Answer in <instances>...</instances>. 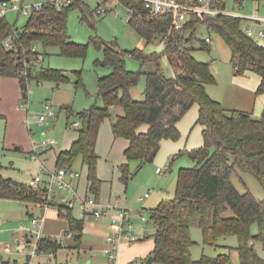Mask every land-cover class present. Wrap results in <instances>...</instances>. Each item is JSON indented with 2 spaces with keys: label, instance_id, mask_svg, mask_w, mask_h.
Returning a JSON list of instances; mask_svg holds the SVG:
<instances>
[{
  "label": "trees",
  "instance_id": "obj_1",
  "mask_svg": "<svg viewBox=\"0 0 264 264\" xmlns=\"http://www.w3.org/2000/svg\"><path fill=\"white\" fill-rule=\"evenodd\" d=\"M117 1L127 8L128 23L147 43L156 38L164 43L163 53L173 75L163 74L159 63L161 55H148L136 48L125 52L104 44L101 63L109 67L110 72L98 78L96 97L102 105L94 104L75 113L79 123L77 137L68 149L57 153L55 169H70L80 158L87 170V191L97 199L102 181L97 176L99 156L95 147L99 127L110 116V107L121 108L111 121L113 135L128 140L123 151L126 161L120 167V179L126 183L144 163L154 160L162 140L179 138L177 123L196 104V124L202 126L203 142L186 152L194 165L179 168L174 196L149 210L153 228L150 237L154 241L150 253L152 264H233L229 253L192 258L190 228L194 221L201 230L204 245L216 246L219 239L235 236L237 264H264V256H260L255 247L258 243L264 251V202L249 190L239 192L230 178L237 168L253 174L264 188V110L260 116H255L252 111L225 108L213 99L206 88L216 83L210 63L194 57L193 51L197 48L192 42L197 39V28L201 24L209 33L220 35L230 50L233 75L250 71L260 77L255 95L264 94V47L246 35L243 17L226 13L190 15L182 27L174 29L170 13L152 18L141 0ZM76 6H80L78 0L59 7L46 1L39 10H33L14 40L15 50L4 46L11 24L3 21L0 25V76L18 80L22 105L28 98L31 80L39 83L47 79L59 84L69 79L66 71L39 67L36 53L31 51L32 45L56 46L59 54L84 57L86 46L73 43L66 30L68 12ZM218 6L225 10L226 0H219ZM199 44V49H209L208 39L199 40ZM127 56L141 63L154 62L155 68L148 72L129 70L125 66ZM16 60L19 63H15ZM76 73L78 87L82 82L79 72ZM142 74L145 75L143 98L137 100L131 90L138 85ZM64 108L69 119L73 112L69 106ZM143 125L145 129H141ZM131 160L138 161L134 172L128 169ZM0 198L56 206L59 215L65 208L48 200L43 186L32 187L2 176ZM66 211L75 242L81 244L83 219L74 218L71 209ZM253 224L257 227L255 234L251 232ZM58 248L56 240L49 236L41 237L37 244V251L42 253L56 252ZM1 264L11 262L1 261Z\"/></svg>",
  "mask_w": 264,
  "mask_h": 264
},
{
  "label": "rangeland",
  "instance_id": "obj_2",
  "mask_svg": "<svg viewBox=\"0 0 264 264\" xmlns=\"http://www.w3.org/2000/svg\"><path fill=\"white\" fill-rule=\"evenodd\" d=\"M46 1L26 0L25 3L28 5L43 4ZM78 1L80 6H76L68 12L66 30L73 43L86 46L85 55L84 57L63 55L59 54V48L56 46L43 48L41 44L37 43V50L43 52L44 56L43 60L39 62V67L66 71L69 79L59 84L47 79L39 83L34 80L30 81L26 103L17 108L21 113L18 123L24 127L23 129H16L15 123L12 121H9V129H6L8 126L7 121L0 118V176L3 178L26 184L39 171L41 163H43L45 170L55 168L57 153L67 146L69 140L77 136L74 123L78 122V119L75 113L86 110L94 104L102 105L101 100L96 97L98 78L110 72V68L101 63L104 44L114 46L125 52H130L136 48L143 50L148 55H161L159 63L163 74L167 77L173 75L168 59L163 53L164 43L159 38L147 43L135 28L128 23V10L124 5L117 0ZM257 1L264 2V0H226L225 11L234 16L248 18L255 14ZM102 8H104L103 12L97 13V9ZM262 12L261 7L258 15L260 16ZM6 15L10 24L19 30L30 16V14L19 15L15 11H8ZM245 22L244 19L243 26ZM250 26V28L256 30L254 25L251 24ZM209 36L212 37V42L208 46L209 49H199V40L207 39ZM258 40L255 41L259 42ZM192 46L197 48L193 51L194 57L198 61L209 62L215 77L216 84L207 86L209 95L213 99H220L225 108L247 107L252 109L255 116H260L263 108L258 111V104L255 103L257 97L255 93L247 98L245 90L232 81L230 50L222 37L218 34L209 33L205 26L201 24L197 28V39L192 42ZM125 66L129 70L142 72L152 71L155 68L154 62L141 63L130 56L125 58ZM76 72H79L82 82V85L78 87L75 85L78 74ZM144 87L145 75L142 74L138 85L131 90L132 97L137 100L142 99ZM21 98L20 95L19 103H22ZM46 101L51 104L55 116L49 117L45 124H40L38 117L43 112L42 103ZM66 106H69L73 112L69 119L64 108ZM120 112L121 108L119 106L110 107V116L104 119L99 128L97 141L99 150L96 152L100 157L97 163V174L104 181L101 182V188L102 185L105 187V197L107 199H100V193L97 199L103 205L115 204L126 208L129 213L133 235L139 238L142 229L147 228V233L151 232L150 227L152 225L149 221V210L174 196L179 168L194 165L186 152L191 147L202 144L201 129L195 123L197 106L194 104L178 121L179 138L176 140L164 139L165 142L161 144L154 160L144 163L124 183L120 179V167L126 159L123 156V149L119 146L121 140L120 138L114 140L110 127L111 121ZM142 128L145 129L146 125H143ZM48 139L55 141L50 148L43 145ZM166 141L181 143V146L174 153L166 155ZM110 150H112V153L109 157ZM180 152L182 154H178ZM137 166L138 161L131 160L128 169L130 172H134ZM157 167L162 169V173H156L155 169ZM70 170L80 174V179H75L72 184L75 186L78 183L80 196L85 194L84 186L87 172L85 166L81 164L80 158L74 161ZM230 178L239 192L243 193L249 190L256 199L264 202V188L253 174L236 168ZM149 191L150 196L141 202L139 198ZM86 193L88 196L95 198V195L89 191ZM54 195L59 200L60 195L68 197L69 193L55 189ZM141 211L144 213L146 222H141ZM61 213H63V208ZM58 214L59 211L55 206H49L44 216H42L39 208L29 203L0 199V264L1 261H10L11 264L14 262L23 264L26 261L29 264H87L88 260L90 264H106L107 256L104 254V249L107 247L106 237L111 229L109 217L103 215L95 217L92 221L93 227L89 226L91 220H86L84 222L85 231H82L80 244L75 242V233L69 228L68 219ZM228 214H231V212L228 211ZM31 215L39 219L42 217V220H39V227H32L29 218ZM72 216L78 218L77 205L72 211ZM38 231L40 237L51 236L56 240L59 247L56 252L42 253L35 250ZM69 232H72L73 235L68 236ZM251 232L253 234L257 232L255 224L251 226ZM190 236L193 241L190 247L192 258L197 259L201 255L215 256L219 253H229L233 264L238 263L237 239L235 236L219 239L216 246L204 245L201 230L195 221L191 223ZM20 245L22 248L17 249ZM5 246L9 247L8 252L3 250ZM255 247L257 253L264 256L260 244L256 243ZM48 253H53V255L50 256ZM119 253L120 249L116 253L114 264ZM132 262H135L132 264H136L140 261L135 259Z\"/></svg>",
  "mask_w": 264,
  "mask_h": 264
},
{
  "label": "built area",
  "instance_id": "obj_3",
  "mask_svg": "<svg viewBox=\"0 0 264 264\" xmlns=\"http://www.w3.org/2000/svg\"><path fill=\"white\" fill-rule=\"evenodd\" d=\"M53 2L57 7L63 5H69L74 0H47ZM144 3V7L148 9L149 16L152 18L164 13H170L172 15V26L174 29H179L188 20L190 15H217L219 13H226L224 9L218 6L219 0H186L184 2L179 0H141ZM26 0H0V25L3 21L9 22L6 13L8 11H15L19 15H28L33 10H39L42 6L40 3L28 5ZM264 8V5H263ZM104 8L97 9V12H103ZM228 14V13H226ZM231 15V14H230ZM234 16V15H233ZM240 17V16H239ZM248 20L258 24L260 27L254 32L250 27L245 28V33L251 38L264 36V16L253 15L248 17ZM10 23V22H9ZM21 29L13 27L11 25V31L8 32L6 39L4 40V46L8 49H16L14 47V40L18 38ZM208 39V38H207ZM209 40V39H208ZM37 44L32 45L31 51L36 53L38 62H41L44 58L43 52H39L36 47ZM15 63H19L16 60ZM43 112L38 117L40 124H45L49 117L55 116L52 106L49 102L42 103ZM75 126L79 123L75 122ZM55 141L48 139L43 143L46 148H50ZM37 157L36 154H34ZM157 173H161L162 169L157 168ZM80 174L76 171H69L66 168H59L53 170H45L43 164L40 165V169L36 172L28 181V185L32 187L43 186L46 191V198L48 200H57L54 195V190L66 191L69 196H61L57 200V204L63 205V217L67 216L66 209L73 210L77 205L79 209V219H84L86 216L100 217L108 216L111 224L110 233L106 237L107 247L104 249L106 257V264H114L116 259V253L120 247H127L131 243L137 241V237L133 235L132 226L130 224L129 213L126 208L117 205H103L98 199L88 196L86 194L80 197L76 186L72 184V180L78 179ZM150 195V191L146 192L139 200L142 202ZM112 213V214H111ZM140 219L146 221L144 213L140 212ZM32 227H39L40 219L30 218ZM73 235L72 232L68 233V236ZM39 231L37 232V241L35 250L37 251V244L40 239ZM4 251L8 252L9 247L5 246ZM38 252V251H37ZM50 256L53 253H48ZM39 264V263H38Z\"/></svg>",
  "mask_w": 264,
  "mask_h": 264
},
{
  "label": "crops",
  "instance_id": "obj_4",
  "mask_svg": "<svg viewBox=\"0 0 264 264\" xmlns=\"http://www.w3.org/2000/svg\"><path fill=\"white\" fill-rule=\"evenodd\" d=\"M253 1H255V0H253ZM263 5H264V2H259V1L256 2V4H255L256 11H255L254 15H258L259 10L262 7V11L263 12L261 13L260 16H264ZM244 19L246 20L245 25L243 26L244 29L247 28V27H251L250 26L251 24L255 26L254 28H256V30L259 29L260 26L258 24L251 22V20H248V18L244 17ZM262 27L264 28V25H262ZM253 30L256 31L255 29H253ZM207 38L209 39V42L211 43L212 42V37L209 36ZM254 39L255 40L259 39L258 43L261 44L264 47V36L255 37ZM254 74H255L254 72L247 71L241 76L233 75V78H232V81L234 83H236L237 86H240V87H242L245 90V92H246L245 96L247 98H249V96H251V94L255 92V89H256L257 85L259 84V81H260V77L257 74L256 75H254ZM207 86H206V88H207ZM237 90H239V89H237ZM20 95L22 96V91H21L19 82H18V80L16 78H14V77H1L0 76V118H2L5 121H7L8 126L6 127V129H9V121H12L13 123H15L16 129H23L24 128L23 126H21L18 123L19 118L21 117V113L17 110V108H18V106L19 107L23 106L22 103H19ZM256 96L257 97H256V100H255V103L257 102V104H258V111H260L262 108L264 110V94H260V95H256ZM214 99H216V98H214ZM216 100L221 102V100L218 99V98ZM241 100H244V99H241ZM230 109H241V110L252 111V109H249L247 107H237V106H236V108H230ZM118 114L119 113H117L116 115H118ZM197 116H198V106H197V115H196V118H195V123H196V120H197ZM199 126H200V129H201V138H202V126L201 125H199ZM110 127H111V125H110ZM177 128H178V130H180L179 129V123H177ZM10 129H13V128H10ZM111 133H112V130H111ZM112 136H113L114 140L117 139V138H120L121 141H119V146L124 151V149L128 145V140H126L124 138H121V137H115L113 135V133H112ZM76 137L77 136H75L71 140H69V142L67 143V146L65 148H62V150L68 149L70 147L71 143L76 139ZM97 141H98V137H97ZM97 141H96V147H95L96 151L99 150V147L97 145ZM164 142H165V140H162L161 143H160V146H161V144H164ZM202 142H203V138H202ZM201 145H202L201 143L197 144V145L191 147L190 149L199 147ZM180 146H181V143H172L170 141H166V155L169 154V153H174V151L176 149H179ZM16 149H18V148H16ZM111 153H112V150L109 151V157H110ZM97 163H98V161H97ZM42 164L43 163H41V165ZM53 169H55V168H53ZM53 169H48V170H53ZM156 169H155V171H156ZM86 172H87V170H86ZM86 177H87V175H86ZM98 178H99V175H98ZM78 179H80V176H79ZM74 180H72V181H74ZM100 180L102 181V183L104 182L102 179H100ZM75 186H76L77 191H78V183H76ZM84 190H85V194H83L81 196L79 195L80 197H83V196H85L87 194L86 193L87 192V178H86ZM61 196H63V195H60L59 197H61ZM0 199H2V198H0ZM100 199H105V200L107 199V197H105V187L103 185H102V188L100 187ZM6 200H10V199H6ZM54 202L58 203L57 200H54ZM29 204L33 205L36 208H39L40 214L42 216H44V214L46 213L47 208L49 207V206H44V205H41V204H32V203H29ZM112 205H115V204H112ZM55 208H57V211H58V207L55 206ZM79 213L80 212H79V209H78V218L77 219H79ZM29 218H36V217H33L31 215ZM94 218L95 217L86 216V218L83 219V230L82 231H85L84 222L86 220H88V221L91 220L89 222V226H92V227L94 226L93 222H92ZM141 222H143V221L141 220ZM152 230H153V228L150 227V231L151 232H152ZM147 231H148L147 228L142 229L141 236L139 238H137V241L131 243L127 247H120L119 248L120 249V253L118 255V259L116 260V263H118V264H130L131 263L132 264V263H135V262H132L135 259H138L140 261V262H137L136 264H144L145 263V261H146L145 259H147L148 256H150V253H151V251L153 250V247H154L153 239L150 236H148V235L151 234V232L147 233ZM49 237H51V236H49ZM27 241H29V240L27 239ZM20 248H22L21 245L17 247V249H20ZM3 250H4V248H3ZM87 264H90L89 260L87 261Z\"/></svg>",
  "mask_w": 264,
  "mask_h": 264
},
{
  "label": "water",
  "instance_id": "obj_5",
  "mask_svg": "<svg viewBox=\"0 0 264 264\" xmlns=\"http://www.w3.org/2000/svg\"><path fill=\"white\" fill-rule=\"evenodd\" d=\"M152 263H153V256L150 255V256H148V258L146 259L144 264H152Z\"/></svg>",
  "mask_w": 264,
  "mask_h": 264
}]
</instances>
